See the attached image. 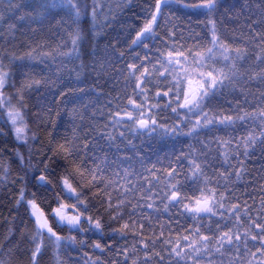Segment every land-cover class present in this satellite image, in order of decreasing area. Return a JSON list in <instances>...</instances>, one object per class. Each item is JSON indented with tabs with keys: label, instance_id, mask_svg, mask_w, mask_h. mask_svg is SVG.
<instances>
[{
	"label": "snow or ice",
	"instance_id": "obj_1",
	"mask_svg": "<svg viewBox=\"0 0 264 264\" xmlns=\"http://www.w3.org/2000/svg\"><path fill=\"white\" fill-rule=\"evenodd\" d=\"M173 3L183 8L203 10L206 14L214 13L218 7L217 0H199L198 3L152 0L148 3L143 24L138 28L129 26L125 44L130 51L142 48L144 55L141 57L139 52L135 53L133 59L141 63L126 65V87L130 86L132 92L124 96L127 103L121 104L118 97L115 109L111 110L109 102V119L104 128L112 131H99L97 139L91 136L97 129L90 126L82 137L65 138L51 157L39 150L33 152L29 144L38 137L25 118L28 104L23 89L38 87L41 81L33 80L6 95L7 88L16 87L10 81L14 72L21 70L22 65L17 60L22 62L23 58L8 52L0 54V113L6 116L5 126L10 125L7 131L0 127V136H14L20 146H28L27 160L15 145L4 149L11 152L22 166L23 175H18L12 183L20 185L15 203L18 208H25L32 224L28 264H41L40 257L47 246L55 248L57 254L64 247L73 250H77V245L86 247L91 239L89 233L97 237L91 243L93 250L101 254L115 252L116 258L109 264H264V198L253 215V206L241 202L234 187L245 175H251L247 168L249 160L259 163L258 171L264 172V29L257 32L250 27L247 36L241 32L240 37L234 39L237 46L230 47L217 35L215 21H211V47H204L202 43L188 47L182 42L183 32H177L179 25L171 20L160 24L164 10ZM99 7L100 11L96 0L91 5L88 0H30L29 3L3 0L0 22L7 16L20 23L28 18L32 23L42 25L60 17L59 27L68 37L64 47L69 50L45 53L42 58L51 56L55 59L62 55L71 61L80 59L81 49L98 34L97 18L103 10L102 5ZM257 7L261 12L259 23L264 24V0H260ZM22 9L28 11L25 15H18ZM9 27L15 30L16 25L10 24ZM31 30L36 32L34 28ZM188 31L192 32V29ZM196 39L200 40L198 36ZM108 50L120 59L125 55L117 47V42H110L105 48ZM33 58L29 52L28 59ZM221 61L222 66L217 67ZM248 61L253 63L248 64ZM87 67L81 63L72 71H76L79 77ZM43 83L46 85L47 81ZM80 83H86V80H80ZM253 85L255 93L251 90ZM64 94L60 92L61 96ZM37 118L41 119L39 115ZM237 124L245 126L246 135L218 140L215 157L210 144L199 139L202 133L212 132L215 128L235 131ZM129 135L153 141L173 139L179 142L181 138H192L201 147L197 150L190 145L187 154L183 149L179 155L175 151L166 153V167L158 156L161 169H157L156 164L144 169L148 173L164 172L167 179L162 187L159 177L153 181L141 173L144 181L141 183L134 172L127 170L123 174L125 183L121 185L119 180L107 178V169L111 165L106 148L111 150L115 146L117 152L121 151L116 141H127V147L132 144ZM97 152L105 153L103 160ZM34 156L41 157L35 164ZM253 157L257 159L253 160ZM213 159L219 162L222 171L215 168ZM88 160L92 162L91 167ZM117 160L131 163L133 157H117ZM117 160L112 164L119 167ZM60 161H63L62 173L57 171L61 167ZM49 162L55 167L50 168ZM138 162L144 166L143 158H138ZM185 162L187 172L183 167ZM208 168L213 169L215 179L207 174ZM0 172L3 173L0 183H6L11 172L10 164H0ZM114 175L119 176V173ZM76 176L80 179L73 183ZM133 180L137 182L133 183ZM30 182H34L33 187L38 191L48 192L59 187L60 191L51 197L55 206L49 204V211L42 206L44 200L38 198L37 192L25 200ZM199 182H203L204 187L197 189L201 195L193 199L186 189L189 184ZM112 192H116L115 198ZM261 192L264 193V186ZM89 193H92L91 197ZM177 206L180 211L172 213L171 209ZM165 213L168 214L166 223L160 219ZM184 214L194 221L192 225L180 223L179 216ZM205 217L208 218L207 224L203 222ZM65 229L69 233L67 236L62 234ZM180 229L186 234L181 235ZM129 235L131 243L128 242ZM119 240L125 241L123 247ZM105 241L111 243H102ZM84 256L87 257V253ZM0 264L9 262L0 259ZM87 264H103V261L88 258Z\"/></svg>",
	"mask_w": 264,
	"mask_h": 264
},
{
	"label": "trees",
	"instance_id": "obj_2",
	"mask_svg": "<svg viewBox=\"0 0 264 264\" xmlns=\"http://www.w3.org/2000/svg\"><path fill=\"white\" fill-rule=\"evenodd\" d=\"M2 2L3 0H0V3ZM16 2L29 3L30 0H16ZM151 2L152 0H96L97 10H101L100 5L103 7L101 15L97 18V23L100 25L97 28L98 34L81 49L80 59L71 61L62 55H57L55 59H52L51 56L42 58L45 53L52 51L67 52L69 50V48L64 47L68 37L65 30L59 27L60 17H57L56 20L45 21L42 25L34 24L28 18L20 23L15 18L9 20L7 16L0 22V54L8 52L23 58L22 62L17 60V63H20L22 67L21 70L14 72L13 80L10 81V83L14 82L16 87L7 88L5 94L14 93L17 89H21L22 85L31 84L33 80L41 81V85L38 87L23 89L25 102L28 104L25 118L29 127L36 132L38 137L36 141H30L29 144L34 153L39 150L51 157L58 145L65 142V138L71 140L74 136L82 137L89 131L90 126L97 129L96 132L91 134L97 139L99 138V131H112L111 128H104L109 119V102L111 101L112 104L111 110L115 109L118 97L121 104L127 103L124 96L126 93L131 95L132 92L130 86L126 87V65L128 63H141L140 60L133 59L135 53L139 52L141 57L144 55L142 48L130 51L127 44H125L130 30L129 26L138 28L143 24L145 8ZM182 2H185V0H182ZM186 2L198 3L199 0H186ZM88 3L91 5L93 0H88ZM259 3L260 0H217V10L212 14H206L203 10L183 8L181 5L173 3L164 10V16L160 18V24L164 25L166 20H171L179 25L177 32H183L184 41L182 42L186 43L188 47H195L197 43H202L204 47H211L209 43L212 35L211 21H215L217 35L230 47H235L237 45L234 43V39L240 37L241 32L246 37L250 27L257 32L264 29V24L259 23L261 20V12L257 7ZM27 11V9H22L18 15H25ZM10 24L16 25L15 30L10 29ZM88 27H91V23ZM33 28L36 29V32L31 30ZM189 28L192 29V32L188 31ZM189 36H193V38L188 39ZM197 36L200 38L199 41L196 39ZM110 42H117L119 50L125 53L122 59L112 56L110 50L105 51ZM29 52L32 53L33 59H28ZM149 55H152V53H149ZM81 63L86 64L88 67L82 70L80 76L77 77L76 71H72V69ZM251 63L253 61H248V64ZM222 64L221 61L216 66L221 67ZM93 65H95V70H93ZM105 67L107 70H104ZM80 80H86V83H80ZM44 81H47L46 85L43 83ZM97 83L98 87L96 86ZM251 90L255 93L256 87L253 85ZM61 91L65 93L63 96L60 95ZM151 102L155 103V100ZM13 103H15V100ZM226 107L227 105H225ZM38 115L41 119L37 118ZM5 120L6 116L0 113V127H4V130L7 131L10 125L5 126ZM241 135H246L245 126L237 124L235 131L231 128H215V133L207 136L202 135L200 140L210 144L213 149L212 156L215 157L217 154L216 142L218 140L226 141ZM128 138L132 139V144L127 145V147H125L127 141L123 143L119 140L116 141L122 149L119 152L116 151L115 146L111 150L106 148L107 160L111 165L107 169V178L112 181L119 180L121 185L125 183L123 174L127 170L129 173L134 172L137 180L141 183L144 182L141 173L153 181L159 177L160 186L162 187L167 179L165 173L162 171L148 173L144 169L151 168L153 164H156L157 169H161V164L157 163L158 156L166 167L168 164V161L164 160L166 153L170 154L175 151L179 155L181 149H183L184 153L187 154L190 151V145H193L197 150L201 147L200 144L197 147V141L192 138H181L179 142L173 139L153 141L147 137L133 138L131 135ZM100 143L103 144L104 141H100ZM13 145L23 153L25 160L28 158V146H20L15 141L14 136H0V164L8 163L11 168L7 182L0 183V259L9 262V264H28L32 248L29 243L33 234L32 224L25 208L23 206L18 208L15 203L18 198L17 189L20 185L12 183L18 175H23L22 166L18 160L14 159L11 152L4 151L5 147L11 149ZM49 149L53 151H49ZM88 155L91 156L92 153L89 152ZM97 155L103 160L105 153L97 152ZM127 156L133 157L131 163H120L117 160V157L123 159ZM40 158L34 156L33 164L37 163ZM138 158H143L144 166H141ZM256 159L257 157H253V160ZM113 160H117L119 167L112 164ZM60 163L61 167L57 171L62 173L63 161H60ZM49 164L50 168L55 167L51 162ZM213 164L219 171L223 170L220 168L218 161L213 159ZM88 166H92L91 160H88ZM70 167L75 168L76 166L70 165ZM101 167H103V164H101ZM183 167L187 172L186 162ZM247 168L251 175H245L242 182L234 186L235 193L240 197L241 202L246 201L249 206H253V215H256L257 195L259 193L256 184H260L257 177L260 178L264 175V172H259V163L254 164L252 160L247 162ZM206 172L209 177L215 179L212 175V168L206 169ZM114 173H119V176L114 175ZM29 175H31V169H29ZM2 176L3 173L0 172V177ZM79 179V176H76L73 183H76ZM137 180H133V183ZM33 183H29L25 200L31 198V193L37 192L38 198L44 200L42 206L46 211H49V204L52 207L55 206L51 201V197L55 192L60 191L59 187L48 192L43 189L38 191L37 188L33 187ZM203 187V182L189 184L186 191L189 197L195 198L201 195L197 189ZM209 187H214V185H209ZM94 191L95 189H93ZM112 195L115 198L116 192H112ZM89 196L91 197L92 193H89ZM66 202L72 203V201ZM179 211L180 206L171 209L174 214ZM160 219L166 223L168 214L165 213ZM179 219L180 223L185 226L194 223L186 214L180 215ZM203 222L207 224L208 218L205 217ZM173 227L175 229L177 226L174 224ZM62 234L69 235L67 229ZM165 234L167 235V232ZM175 234L174 231L173 236ZM180 234L186 233L183 232V229H180ZM88 236L91 239L87 241V246L81 248L77 245V250L64 247L57 254L55 248L45 247L43 255L40 257L41 264H77V261H79V264H87L88 258H91L92 261L99 258L103 261V264H109L110 260L116 258L115 252L105 251L101 254L98 250H93L91 243L97 237L92 236L91 233ZM128 242L131 243L130 235ZM102 243H111V241ZM124 243L125 241L119 240L121 247ZM45 244L48 245L47 240ZM84 253H87V257L84 256Z\"/></svg>",
	"mask_w": 264,
	"mask_h": 264
},
{
	"label": "flooded vegetation",
	"instance_id": "obj_3",
	"mask_svg": "<svg viewBox=\"0 0 264 264\" xmlns=\"http://www.w3.org/2000/svg\"><path fill=\"white\" fill-rule=\"evenodd\" d=\"M211 133H215V129H213L212 132L202 133L201 136H202V135L207 136V135H210ZM199 139H200V137H199ZM198 144H199V143H197V147H199ZM262 177H264V175L260 176V178L257 177V180H258V182L260 183L259 185L256 184L257 188H259V193H258V195H257V203H256V204H257V209H258V207H259L260 200H261L262 198H264V193L261 192V187L264 186V178H262Z\"/></svg>",
	"mask_w": 264,
	"mask_h": 264
},
{
	"label": "rangeland",
	"instance_id": "obj_4",
	"mask_svg": "<svg viewBox=\"0 0 264 264\" xmlns=\"http://www.w3.org/2000/svg\"><path fill=\"white\" fill-rule=\"evenodd\" d=\"M195 198H198V197H195ZM195 198H193V199H195ZM187 202V201H186Z\"/></svg>",
	"mask_w": 264,
	"mask_h": 264
}]
</instances>
